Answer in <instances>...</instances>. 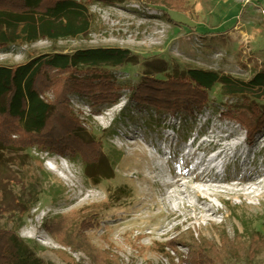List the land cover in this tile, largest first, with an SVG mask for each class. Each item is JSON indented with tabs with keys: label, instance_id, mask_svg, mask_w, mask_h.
Returning <instances> with one entry per match:
<instances>
[{
	"label": "rangeland",
	"instance_id": "1",
	"mask_svg": "<svg viewBox=\"0 0 264 264\" xmlns=\"http://www.w3.org/2000/svg\"><path fill=\"white\" fill-rule=\"evenodd\" d=\"M85 1L92 14L87 36L11 46L0 50V64L50 52L119 47L130 51L129 62L91 68L110 71L121 87L110 101L100 98L105 95L67 91L62 102L69 115L53 123L62 122L69 138H58V131L50 136L54 143L33 140L24 151L0 149V226H20L19 235L47 264H97L84 250L57 241L48 226L64 216L66 232L90 239L107 264H176L174 256L188 255L190 249L206 252L218 264H264V189L260 196L240 187L222 196L191 195L187 204L205 207L208 199L219 209L204 213L176 202L169 205L164 195L169 168L186 182L190 172L183 168L192 170V153L197 159L214 154L220 148H212L215 136L234 130L239 135L231 142L245 140L247 156L218 173L202 165L196 174L246 173L253 178L264 171V123L247 136L248 126L240 117L252 114L241 108L248 99L260 107L258 118L263 120L264 99L228 98L219 83L210 89L207 104L193 102L177 111L132 96L146 77L164 78L192 67L252 77L264 68V0L245 8L241 0H184L181 11L172 15L156 8V0ZM65 80L64 74L47 78L44 90L50 100L57 98ZM6 133L0 130V137L7 139L10 131ZM11 157L19 162L12 163ZM36 158L43 160L41 166ZM173 206L180 216L168 220Z\"/></svg>",
	"mask_w": 264,
	"mask_h": 264
},
{
	"label": "trees",
	"instance_id": "2",
	"mask_svg": "<svg viewBox=\"0 0 264 264\" xmlns=\"http://www.w3.org/2000/svg\"><path fill=\"white\" fill-rule=\"evenodd\" d=\"M183 3L184 0H156L154 6L172 15V12L181 11ZM91 15L85 0H0V50L31 44L41 39L56 42L60 39L87 36L92 26ZM184 24L192 27L187 22ZM193 28L196 31L197 25L193 24ZM201 34L207 35V32ZM131 57L127 49L93 47L78 49L73 53L39 54L12 65L0 64V130L3 133L10 131L7 139L0 137V149L24 151L31 146L33 140L54 143L52 137H55L58 131H61L58 138H69L70 132L61 129L62 122L53 123L54 119L57 121L69 115L68 107L62 102L64 94L71 91L83 97L105 95L100 98L112 100L121 86H117L110 71L91 67H118L129 62ZM79 65L89 69L79 70ZM52 73L66 76L64 86L54 100H50L44 90L47 78ZM217 83L221 85L222 95L228 98L248 95L257 100L264 99V68L257 70L250 78L211 69L187 68L169 73L164 78L146 77L134 86L133 92H136L132 96H136L141 103H145V99L150 105L164 111H177L185 104L193 102L199 105L207 104L209 91ZM138 92L140 93L137 94ZM241 108L252 113L240 114L242 121L248 126V136L253 129L256 132L259 126L263 125L264 118H258L262 113L260 107L248 99H243ZM36 159L41 166L43 160ZM10 160L12 163L19 162L15 157ZM91 173L92 170L90 175ZM95 175L96 181H99ZM29 209L28 207L27 210ZM66 219L67 216H64L60 221L48 226L57 241L73 250H84L97 264H107L108 259L90 239H78L74 234L66 232ZM20 228L0 226V264H47L19 235ZM221 245H224V242ZM174 261L176 264H218L215 258L206 252L194 249H190L188 255L182 253L180 256H174Z\"/></svg>",
	"mask_w": 264,
	"mask_h": 264
},
{
	"label": "bare ground",
	"instance_id": "3",
	"mask_svg": "<svg viewBox=\"0 0 264 264\" xmlns=\"http://www.w3.org/2000/svg\"><path fill=\"white\" fill-rule=\"evenodd\" d=\"M239 131L234 130L229 134H226L225 137L215 136L212 142V148L220 147L219 150H214L215 153L212 155H203L199 159L196 158V152L191 155V162L194 163L192 170H188V168L184 167L183 170L190 172L188 177L189 180L186 179V182H181L180 178L174 176V172L172 168H169L171 171L170 180H166L165 185H167V189L164 192V195L167 197V201L169 205H172L174 202L177 205L182 204L184 207H190L191 210L196 211L198 213L208 212L209 210H214L215 212L219 211L216 209L214 204L206 199L204 203L205 207L198 205L196 203H188V198L191 195H196L199 198L203 197L204 194H214L218 196H222L224 193H232L234 191V187H240L241 189H247L249 194H257L261 195L260 191L264 189V171L259 172L255 177H248L246 173H238L236 175H225L224 177L219 176H208L202 172L201 174H196L198 168L211 169L213 172L223 171L227 164L230 161H234L240 156L248 154L249 149L243 148L242 145L245 143V140L231 142L232 139L238 138ZM165 142V141H163ZM193 145V141L191 143ZM245 156V157H246ZM190 162V163H191ZM203 165V166H202ZM53 169H56L53 167ZM218 170V171H217ZM205 171V170H204ZM263 175H262V174ZM262 175V176H261ZM251 178V179H249ZM198 182V183H197ZM197 183V186L193 185ZM262 188V190H261ZM175 203V204H176ZM176 205V206H177ZM174 208L169 209L167 213L168 220L172 218H178L180 214H177L179 209ZM160 216L165 215V213L161 212ZM123 221L121 224H124ZM177 227V225H176Z\"/></svg>",
	"mask_w": 264,
	"mask_h": 264
},
{
	"label": "built area",
	"instance_id": "4",
	"mask_svg": "<svg viewBox=\"0 0 264 264\" xmlns=\"http://www.w3.org/2000/svg\"><path fill=\"white\" fill-rule=\"evenodd\" d=\"M260 1L261 0H241L240 3L245 8V7H247L248 5H250V4L254 3V2H260ZM260 8H261L262 13L264 14V7H263V5H261Z\"/></svg>",
	"mask_w": 264,
	"mask_h": 264
}]
</instances>
